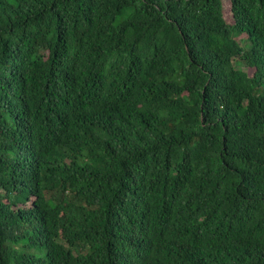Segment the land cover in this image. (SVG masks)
<instances>
[{"label": "trees", "instance_id": "obj_1", "mask_svg": "<svg viewBox=\"0 0 264 264\" xmlns=\"http://www.w3.org/2000/svg\"><path fill=\"white\" fill-rule=\"evenodd\" d=\"M0 264H264V0H0Z\"/></svg>", "mask_w": 264, "mask_h": 264}, {"label": "rangeland", "instance_id": "obj_2", "mask_svg": "<svg viewBox=\"0 0 264 264\" xmlns=\"http://www.w3.org/2000/svg\"><path fill=\"white\" fill-rule=\"evenodd\" d=\"M224 7H225V17H226L227 21L232 22V17L230 15V11H229V3L225 2Z\"/></svg>", "mask_w": 264, "mask_h": 264}]
</instances>
